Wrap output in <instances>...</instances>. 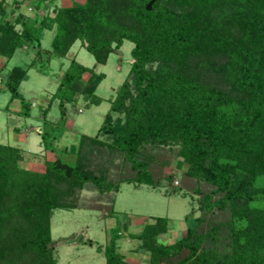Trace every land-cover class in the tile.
Here are the masks:
<instances>
[{"label":"trees","instance_id":"1","mask_svg":"<svg viewBox=\"0 0 264 264\" xmlns=\"http://www.w3.org/2000/svg\"><path fill=\"white\" fill-rule=\"evenodd\" d=\"M147 1L82 0L26 22L20 14L3 19L0 0L3 59L27 45L39 53L43 27L54 28L47 59L63 57L80 40L95 63L103 64L123 40L132 43L128 79L110 99L96 132L110 141L81 134L72 163H66L68 177L55 166V158L44 162L43 172L24 168L21 149L0 143V264H54L52 210L86 206L84 196L79 194L81 201L76 198L83 189L95 191L97 198L115 193L122 181L153 186L146 160L138 157L139 146L160 143L176 147L187 176L211 186L199 209L228 208L230 247L206 244L209 232L196 233L194 224L172 243H158L156 237L167 230V220L154 216L131 235L148 251V264L167 259L170 264H264V208L256 206L264 199V0H154L146 9ZM152 63L154 68H148ZM210 70L228 76V88L216 77H205ZM59 71L53 95L60 96V107L76 93L98 104L94 90L102 73L74 60ZM84 72L88 76L82 80ZM24 77L25 69L19 66L7 71L3 81L10 99L20 98L17 87ZM47 109L48 105L42 118ZM43 129L38 131L42 146L53 152L45 141L52 142L57 135ZM103 151L109 158L111 152L114 157L119 154L133 175L114 180L104 169L91 167L89 161ZM113 201L110 197L111 210ZM119 235L113 230L104 246L96 245L104 264H130L117 251Z\"/></svg>","mask_w":264,"mask_h":264},{"label":"rangeland","instance_id":"2","mask_svg":"<svg viewBox=\"0 0 264 264\" xmlns=\"http://www.w3.org/2000/svg\"><path fill=\"white\" fill-rule=\"evenodd\" d=\"M42 1L23 0L21 10L39 20L43 17L44 11ZM60 1L54 0V4L60 5ZM81 2L82 0L77 1ZM7 4L12 5L10 2L5 3ZM27 5H30L31 9H27ZM35 6L38 9H35ZM45 7L47 9L49 6ZM7 9L8 7L4 6V12H7ZM16 16L18 15L15 12L11 15L12 18ZM53 33V28L43 27L38 35L39 53L35 51L36 47L31 48L29 45L18 48L6 60L5 67L0 72V143L19 147L23 155L20 165L39 172L44 171V162L47 157L51 159L52 155L43 151L38 131L45 128L50 134L56 133L53 142L51 139L45 142L48 146L51 144L53 148L55 147L53 152L58 154L56 157H59L62 163L71 164L74 158L73 148L78 137L81 134L99 136L96 132L108 111L109 101L114 97L122 81L128 79L131 62L132 43L127 40H123L118 48H113L103 64L95 63L93 56L80 40H75L63 57L51 56L47 59L46 50L50 48ZM70 60L103 74L94 90L95 96L99 99L98 104L76 93L70 100L62 101L63 106L60 107V96L53 94L58 85L60 67L65 68ZM42 62L45 64L44 67L38 69L37 65ZM13 66L25 69V77L17 87L20 98L10 100L9 91L3 80L5 72ZM154 66L155 63L147 65L148 68ZM209 75L216 77L219 85L225 84L224 88H228V76L212 70L210 73L204 72L205 77ZM87 76L88 73L84 72L81 79L85 80ZM47 105V112L42 118L41 112ZM115 116L117 114L112 113V117ZM99 137L104 141H110L105 134H100ZM175 149L172 144L161 143L139 146L138 157L146 160L154 182L153 186L145 184L136 186L122 181L119 182L115 193L110 191L100 194L97 198L95 191L83 189L78 191L76 198L79 199V194L84 196L82 200L86 206L53 209L49 226L54 264H104L102 252L97 251L95 247L104 246L113 230L120 233L115 241L116 248L124 255L126 262L148 264V251L140 246V240L131 238V235L140 232L142 226L152 222L154 216L165 217L167 220V230L156 237L158 243H172L185 236L187 226L194 224L196 233L209 232L206 240L209 242L206 244L214 242L222 250L229 249L230 238L226 230V224L230 220L228 208L213 207L209 211L199 209L202 195L208 193L211 186L185 174L187 165L176 155ZM100 154L94 155L89 161L90 166L97 171L102 172L104 169L108 177L114 180L133 175L128 162L122 160L119 154L114 157L111 152L110 158L104 157V151ZM167 175L169 178H166ZM262 183L264 185V181ZM110 197L114 200L112 210L109 209ZM256 206L264 208V199ZM188 218H191L190 222ZM79 233L81 237L78 241L62 242ZM88 239L91 241L90 245L86 243ZM203 245L204 242L201 246ZM176 258L178 255L173 259ZM170 263V259L163 262Z\"/></svg>","mask_w":264,"mask_h":264},{"label":"crops","instance_id":"3","mask_svg":"<svg viewBox=\"0 0 264 264\" xmlns=\"http://www.w3.org/2000/svg\"><path fill=\"white\" fill-rule=\"evenodd\" d=\"M77 1H79V0H61L60 2H61V4L60 5H55L54 4V0H43L42 1V4H43V9H44V11H42V14L44 15V16H52L53 15V9L55 8V7H61V6H69V5H72L74 2H77ZM1 2H2V4H1V6H2V8L4 9V6H7L8 7V9H7V12H4L5 13V15H4V17H3V19H9V20H13V18L11 17V15H12V13L13 12H15L16 13V15H18V14H20V15H22V17L23 18H25L26 19V22H30L31 20H33L34 18H32L29 14H27L26 12H24V10H21V5L23 4V0H1ZM7 2H10V4L12 3V5H5V3H7ZM45 6H49L47 9H45L46 7ZM29 7H31L30 5H27L26 6V8L27 9H29ZM6 11V10H5ZM51 13H52V15H51ZM0 19H2L1 17H0ZM15 28L16 29H19L20 28V24H16L15 25ZM53 27H50L49 29H52ZM54 29V28H53ZM54 34V33H53ZM53 36V35H52ZM23 48H24V46H22ZM19 48H21V47H19ZM16 49H18V48H16ZM15 49V50H16ZM14 50V51H15ZM14 53V52H13ZM12 56V55H11ZM10 56V57H11ZM9 57V58H10ZM6 60L7 59H3V58H1L0 57V67L2 66V64L3 63H6ZM4 67H5V64H4ZM3 67V68H4ZM3 68H2V70H3ZM12 68V67H11ZM61 68V67H60ZM1 70V71H2ZM9 70V69H8ZM7 70V71H8ZM0 71V72H1ZM7 71L5 72V75H6V73H7ZM5 79V78H4ZM98 85V84H97ZM11 100V99H10ZM53 142V141H52ZM53 145H54V143H52ZM55 148V147H54ZM45 149H43V151H44ZM45 153H49V154H51L52 156H51V159L50 158H46V161H52L53 160V158H55L54 157V152H52V151H48V150H45Z\"/></svg>","mask_w":264,"mask_h":264},{"label":"water","instance_id":"4","mask_svg":"<svg viewBox=\"0 0 264 264\" xmlns=\"http://www.w3.org/2000/svg\"><path fill=\"white\" fill-rule=\"evenodd\" d=\"M151 3H152V0H149V1L146 3V9H150V7H151ZM35 51H36V50H35ZM60 76H61V71H60L58 77H60ZM55 166H56L58 169L63 170V171H64V174H65L66 177L69 176V174H70V169H69L68 165L65 164V163H62L61 160L59 159V157H56V158H55ZM80 237H81V234L79 233V234H77L76 236H74V237H72V238H69V239H67V240H63L62 242H64V243H72V242H76V241L79 240Z\"/></svg>","mask_w":264,"mask_h":264},{"label":"built area","instance_id":"5","mask_svg":"<svg viewBox=\"0 0 264 264\" xmlns=\"http://www.w3.org/2000/svg\"><path fill=\"white\" fill-rule=\"evenodd\" d=\"M29 9H31V8L29 7Z\"/></svg>","mask_w":264,"mask_h":264}]
</instances>
